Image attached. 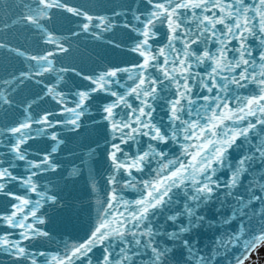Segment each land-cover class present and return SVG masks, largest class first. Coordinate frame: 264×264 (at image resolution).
<instances>
[{"label":"snow or ice","instance_id":"6c2138e0","mask_svg":"<svg viewBox=\"0 0 264 264\" xmlns=\"http://www.w3.org/2000/svg\"><path fill=\"white\" fill-rule=\"evenodd\" d=\"M18 7L12 25L22 23L50 47L33 54L0 42V49L30 62L27 70L0 80V110L14 106L13 94L25 81L43 85L41 99L51 98L58 110L35 114L36 101L26 102L22 119L0 127V147L7 149L0 152V195L11 200L10 207L0 211V228L6 229L0 232V254L10 256L13 264H39V257H44L43 264H217L220 259L224 264H248L264 246V0H110L103 12L68 0H21ZM61 13L70 14L75 24L70 36L47 27ZM161 28L166 36L158 43ZM118 29L128 35L131 43L125 50L138 61L94 75L58 66V57L70 51L73 38L87 35L104 41ZM107 43L121 47L112 39ZM68 73L88 85L64 92L61 84ZM45 76L54 82L38 79ZM95 93L110 98L99 109L108 129L109 194L99 197L92 167L96 149H89L83 167L73 165L68 176L86 174L97 195L91 235L84 242H63L62 253L34 252L33 242L51 238L42 227L47 221L41 209L49 203L60 205L59 191L49 187L52 181L41 183L45 174L61 167L53 159L65 143L59 130L78 132L84 126ZM160 101L168 105L167 123L154 116ZM41 137L54 142L51 150L30 159L25 146ZM170 145L179 151H165ZM240 149L233 161L231 151ZM18 162L24 163V174H16ZM221 171L228 172L227 179L221 178ZM12 184L23 194L12 191ZM129 188L139 198L120 195ZM240 188L244 194L238 193ZM181 191L185 202L174 211V196ZM229 199L235 203L228 204ZM217 202L218 211L231 209L221 215L222 225L239 223L221 233L206 252L187 236L206 223L214 226L202 209ZM161 215L163 224L158 223ZM96 248L103 253L99 258ZM234 249L239 251L233 254Z\"/></svg>","mask_w":264,"mask_h":264},{"label":"water","instance_id":"95a60500","mask_svg":"<svg viewBox=\"0 0 264 264\" xmlns=\"http://www.w3.org/2000/svg\"><path fill=\"white\" fill-rule=\"evenodd\" d=\"M27 3L28 0H23ZM70 4L84 6L93 12L105 11V6L110 4V0H68ZM129 3L134 0H128ZM21 0H0V42L7 44L11 48L19 49L28 53H36L43 48H48L50 45H42L40 38L34 32L25 27L22 23L12 25V21L17 18L21 11L18 5ZM70 14L61 13L53 16V20L47 24V27L56 31L58 34L66 36L71 35V30L75 28V24L69 19ZM4 24L11 25L9 28H4ZM78 31V29H76ZM160 38L158 43L164 41L166 36V29L161 28ZM109 39L121 44L120 48H115L108 44ZM131 41L128 35L123 30H116L115 33H108L105 35L104 41L94 40L91 36L82 35L79 38L71 40L70 51L66 54H61L58 57L59 65L62 67H75L77 71L85 75H94L103 72L105 68L113 66H126L128 63L138 61L139 57H134L127 53L125 45L130 44ZM68 46V45H65ZM24 57L17 56L14 52L0 49V80L11 79L12 76L18 75L20 71L27 70L28 64ZM44 80L45 84L54 82V77H38ZM88 85V81L82 80L80 76L74 73H68L65 76L61 88L64 92H74L78 89L82 90ZM123 91V89H121ZM241 94L247 95L246 90H240ZM165 97L168 96L167 92L161 93ZM44 96L43 85L34 83L33 81H25L17 91L13 94L15 101L14 106L7 111L0 110V127H6L13 124L16 120L23 118V105L26 102L33 100L36 103L33 105L32 111L35 114L43 113L45 110H58L56 105L52 102L51 98L41 97ZM109 97L104 93H95L91 102L90 111L88 115L83 118V127L78 132H68L60 129L61 138L65 143L60 146V150L54 154L53 159L61 167L56 173H47L41 178L42 184H47L49 180L52 184L50 188L60 193V205L46 204L45 208L41 209L46 215V224L43 225L44 229L50 233V239H39L33 242L30 247L34 252H46L49 254L62 253L64 251V243L84 242L91 235L92 229L96 224L97 217V195L88 186L87 175H81L77 178L68 176L69 170L73 165H81V161L86 158L89 149L95 148L96 154L92 161V167L95 170L96 179L98 181L99 197L106 199L109 194L110 185L107 183V177L111 173V165L108 159V146L105 137L108 136V129L102 119V112L99 111L100 106L109 101ZM137 103V102H134ZM157 111L154 114L157 122L167 123L168 105L165 101H160L156 105ZM53 141L46 137L37 138L29 141L27 147L31 153L30 159L37 160L40 156L44 155L47 151L51 150ZM239 143V141L237 142ZM99 145V147H97ZM128 152H134L135 147L124 146ZM165 151L178 152L179 149L175 145L164 146ZM244 149L239 151H231V158L236 161ZM7 149L0 147V152H5ZM83 167V165H81ZM156 167L155 164L152 165ZM259 167V166H257ZM25 165L23 162H18L16 174H24ZM137 177L142 174L134 173ZM220 176L222 179L228 178V172L221 171ZM147 175L143 179H149ZM121 179H127L122 177ZM245 180L248 177L244 178ZM58 185V188L56 187ZM12 191L23 194V190L18 185H10ZM239 194H244V189L237 190ZM127 200H135L139 198V193L133 189H125L120 193ZM33 199H38L32 194ZM176 204L173 210H179L180 206L185 202L183 192H178L174 196ZM235 203L229 199L228 204ZM11 200L9 197L0 195V211L4 210L5 206L10 207ZM253 207H259L254 204ZM219 202L209 205L207 208L202 209L208 221L214 226L209 227L205 225L193 230L187 238L198 242V247L210 252L214 240L225 231H233L237 228L239 220L234 221L230 226L225 227L220 223L221 215H228L231 209L225 207L223 211H218ZM167 214V213H166ZM158 223H164V216H159ZM171 230V225H167ZM253 230H255V221L252 222ZM6 231L0 228V232ZM239 249H234L233 254L238 252ZM100 248L94 249L96 258L102 256ZM255 256V253L252 255ZM39 264H43L44 257H39ZM0 264H13L10 256L0 254ZM217 264H224L223 259L217 261Z\"/></svg>","mask_w":264,"mask_h":264},{"label":"rangeland","instance_id":"374dc122","mask_svg":"<svg viewBox=\"0 0 264 264\" xmlns=\"http://www.w3.org/2000/svg\"><path fill=\"white\" fill-rule=\"evenodd\" d=\"M248 264H264V246L258 249V254L255 253V256H251Z\"/></svg>","mask_w":264,"mask_h":264}]
</instances>
